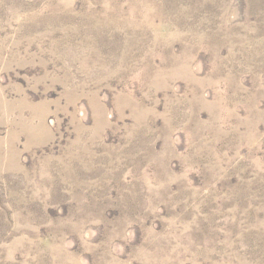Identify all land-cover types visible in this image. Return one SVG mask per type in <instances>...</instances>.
<instances>
[{"label": "rangeland", "instance_id": "obj_1", "mask_svg": "<svg viewBox=\"0 0 264 264\" xmlns=\"http://www.w3.org/2000/svg\"><path fill=\"white\" fill-rule=\"evenodd\" d=\"M0 264H264V0H0Z\"/></svg>", "mask_w": 264, "mask_h": 264}]
</instances>
